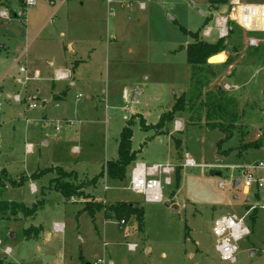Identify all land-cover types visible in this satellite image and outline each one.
<instances>
[{"label":"rangeland","instance_id":"1","mask_svg":"<svg viewBox=\"0 0 264 264\" xmlns=\"http://www.w3.org/2000/svg\"><path fill=\"white\" fill-rule=\"evenodd\" d=\"M25 1L0 0V11L11 14V20L0 19V172L15 181L27 179L21 186L8 185L3 201L37 207L31 216L17 210L0 218L4 264H232L221 259L212 231L216 219L229 215L245 217L251 230L239 243L235 264H264V189L244 186L247 172L264 177V170L255 168L264 162V143L240 148L255 143L264 129V32H249L233 22L234 31L225 38L228 59L215 69L207 90L233 97L238 119L234 136L219 148L225 135L207 128L203 109L177 114L161 131L155 126L184 93L199 92L197 79L205 77L193 74L186 49L195 40L183 30L199 33L200 41L217 43L222 9H213L208 0H125L126 7L112 5V16L107 0H35L36 5L25 10V19L13 18L24 10ZM141 2L145 10L139 8ZM207 29L210 37L204 36ZM251 39L260 42L253 47ZM71 40L76 53L68 52ZM26 50L40 74L24 88L16 83L14 59ZM230 61L234 73L229 70L228 75ZM60 69L71 71V79L55 81ZM225 84L238 88L226 91ZM137 87L141 94L134 102ZM7 93L31 96L37 107L28 108L26 100L16 103ZM207 99L205 93L202 100ZM128 121L134 122L133 168L144 163L179 169L170 184L167 176L158 177L162 202H148L124 183L99 176L103 166L117 158L119 136ZM140 121L150 130H143ZM186 154L195 166L185 165ZM57 169L74 173L67 180L84 186L82 196L69 200L56 189ZM95 178L97 183L90 184ZM236 178L241 182L234 187ZM88 194L107 206L131 203L143 208L142 229L135 214L126 224L114 216L106 218L104 211L93 219L83 211Z\"/></svg>","mask_w":264,"mask_h":264},{"label":"trees","instance_id":"2","mask_svg":"<svg viewBox=\"0 0 264 264\" xmlns=\"http://www.w3.org/2000/svg\"><path fill=\"white\" fill-rule=\"evenodd\" d=\"M210 6L217 10L223 9L224 6L229 5V0H208ZM233 22L230 23L233 29ZM184 33L190 34L195 40L192 44H189L186 52H187V61L189 65L192 67L193 74L196 73H204L205 77L197 79V89L199 92L192 91L190 95L183 94L179 99H177L171 111L163 114L155 128L158 131H161L167 123L173 122L177 114L184 113L185 111H189L192 113L196 108L203 109V113L205 114L206 122L205 125L210 130L219 129L224 135V139L218 142L219 148H221L224 141L230 140L234 136V131L237 129V119L238 112L234 109L236 108V101L232 97L224 96L220 93H213L208 89V85L210 84L211 78H214V66L208 63L209 58L215 56L223 51H225V39H220L217 43L211 44L206 41L199 40V33H188V31L183 30ZM219 57L213 59L215 61ZM220 91V87H218ZM208 97L206 102H203L202 98L205 96V93ZM195 99L200 100V103L197 104V101L194 102ZM192 120V116L190 117ZM133 121H128L127 125L122 129L119 141H118V150H117V158L111 161H108L103 166V171L101 173V177L104 175L108 176V178L113 180H118L122 183L126 180V174L131 172L135 162L137 161V154L132 149V139H133V130L132 125ZM140 124L143 130H150L145 125L144 121H140ZM177 149H180V143L177 141ZM263 145V140H257L255 143H245L240 148L242 150H246L248 148H258ZM232 150V149H230ZM222 153L226 154L228 152L223 151ZM59 177L54 181L56 189L62 192L67 199L70 200L71 197H80L83 195L84 186L83 185H72L67 180V177L74 176L73 172H66L62 169H57ZM176 173L179 174V169H176ZM31 178H37L35 176H31ZM179 178V175H178ZM27 179L25 177H21L20 181H15L9 177L7 172H0V218L6 217L8 214H15L17 210H20L23 214L27 216L34 215L36 212L37 205H34L32 208L25 206L23 203L17 202H9L3 201L2 196L4 194L5 189L8 185L12 187L21 186ZM97 178L93 179L90 184H96ZM256 197H259L256 195ZM257 212V209H255ZM83 211L89 212V214L94 217L98 212L104 211L105 217L114 216L120 219V221H124L126 223V218L135 214L138 216L139 227L140 230L143 226V217L144 210L143 208H139L134 206L131 203H116L111 205H104L100 202H97L94 197L88 194V201L85 204ZM256 213H253L252 217L255 216ZM38 229L33 230L36 232ZM32 229L27 231L25 235L29 237L31 235ZM0 264H4L3 260L0 259Z\"/></svg>","mask_w":264,"mask_h":264},{"label":"built area","instance_id":"3","mask_svg":"<svg viewBox=\"0 0 264 264\" xmlns=\"http://www.w3.org/2000/svg\"><path fill=\"white\" fill-rule=\"evenodd\" d=\"M113 4H119L120 7H126L125 0H107L108 5V12L109 15H115V9L112 7ZM24 10L20 13L14 15V17L19 19H25L26 12L28 8H31L36 5L35 0H26L24 2ZM228 7H230L231 12L228 11L226 15L222 14V16L217 19V26L219 27V38L225 39L230 35V31L232 27L230 26L231 22H237L240 24L246 31L249 32H256L263 30L264 27L260 26L261 22L264 21V16L261 15V11L264 10L263 6H247L241 5L238 1H234ZM139 8L141 10L146 9V3L141 2L139 3ZM13 17V18H14ZM0 19L2 20H11V14L7 11H0ZM211 29H207L204 33L205 37L211 36ZM260 41L256 39L250 40V46L256 47ZM21 58L14 59V64L18 66V79L16 83L23 86L24 88L27 87L28 82L32 80L36 76L32 75L29 70L28 66L25 63L20 62ZM39 74V73H37ZM72 73L71 71H57L55 73V80L57 81H66L71 79ZM237 86H231L229 84H225L223 89L226 91H231L233 89H237ZM25 95V93L23 94ZM11 100L16 103H22L23 100L28 102V108L35 109L37 106L33 104L34 100L31 96L23 98L22 94L17 93L15 96H9ZM125 99H128V95L125 94ZM33 104V105H32ZM1 111V107H0ZM181 128V123L176 124V130ZM259 140H263L264 143V129L261 130L257 135ZM27 150L29 152L33 151V146L28 145ZM185 165L188 167L195 166V162L190 158L188 154H186ZM256 169L264 170V162H260ZM254 171V168L252 169ZM132 175L128 179V187L131 191L136 194L143 195L145 200L148 202H162L163 201V189L162 183L158 179L159 176L165 175L168 178L166 179V183L170 184L171 179L170 176L176 173V169L174 166L166 165H154L148 167L144 163H137L135 168L131 171ZM245 189L249 190L251 187L256 186L258 189H264V177H256L254 172L246 173V179L244 183ZM107 189V187H106ZM32 190H35V185L32 187ZM264 210V205L261 206ZM247 215L251 213V211H247ZM122 224H126L124 221L121 222ZM213 235L216 238V250L219 253L221 259L225 262H230L232 264L237 263V254L239 251V243L243 240V238L249 236L251 234V230L249 227L245 225V217L238 218L235 215H229L225 217H221L216 219L213 225ZM130 250H135V245L129 246ZM9 254L11 251L7 249L5 251ZM102 262H99L100 264Z\"/></svg>","mask_w":264,"mask_h":264},{"label":"crops","instance_id":"4","mask_svg":"<svg viewBox=\"0 0 264 264\" xmlns=\"http://www.w3.org/2000/svg\"><path fill=\"white\" fill-rule=\"evenodd\" d=\"M234 1H238L239 2V4H241V5H247V6H263L264 5V3L263 2H258V3H256V2H248V3H244V2H242V0H230L229 2H230V4L232 3V2H234ZM22 4H24V3H22ZM229 4V5H230ZM53 5H54V7L56 6V4L55 3H53ZM63 5V4H62ZM61 5V6H62ZM230 10V7H228V10L227 11H229ZM222 11V10H221ZM229 12H231V10L229 11ZM15 15V14H14ZM261 15H264V10L263 11H261ZM14 18H16V17H14ZM238 24V23H237ZM261 25L260 26H262V27H264L263 26V24H264V21L263 22H261L260 23ZM241 28H243L240 24H238ZM257 32H264V29L263 30H260V31H256V33ZM28 34H29V32H27V37H28ZM65 34V33H64ZM63 33H62V35H64ZM34 40H35V37H33L32 38V40H31V45H32V43L34 42ZM30 45V46H31ZM67 49H68V52H70V53H76L77 52V50H76V43H75V41L74 40H71V41H68V43H67ZM24 53H25V55L24 56H22L23 55V53L21 52V53H19V54H17L16 55V57H15V59L16 58H21V61L23 62V63H25L27 66H28V68L30 69V73L31 74H33V75H35V74H37V73H39L40 74V72L39 71H35V69H33L32 68V66H31V64L35 61V59H32L31 58V56H30V53L28 52V50H26V51H24ZM28 53H29V55H28ZM222 56H223V60L221 61V62H219V63H216V64H219V65H216V64H211V65H213L214 66V71H215V69L217 68V67H220V66H223V65H225V62H226V58L228 59V55H227V52L225 51L223 54H222ZM221 57H219L218 59H216L215 61H213V62H216L217 60H219ZM224 60H225V62H224ZM79 61H76V63H78ZM222 62H224V63H222ZM221 63V64H220ZM49 66L50 67H55V63H54V61L53 62H49ZM14 64H13V66H12V68H11V70H13L14 69ZM233 61H230V63H229V65H228V72H227V74L229 75V74H231V72L233 71V73H234V70H233ZM33 69V70H32ZM58 70V69H57ZM229 70H232V71H229ZM35 71V72H34ZM60 71H62L61 69H60ZM65 71V70H64ZM66 71H69V70H67L66 69ZM9 72V71H8ZM7 72V73H8ZM55 73H56V71H55ZM231 76H233V78H234V74L233 75H231ZM230 76V77H231ZM54 80H55V78H54ZM55 81H57V80H55ZM59 82V81H58ZM75 84V82H73L72 81V83H71V85H74ZM234 86H236V85H234ZM223 88V87H222ZM221 88V89H222ZM10 96V93H7V97H9ZM233 98V97H232ZM261 130H263V129H261ZM260 130V131H261ZM259 131V132H260ZM258 132V133H259ZM248 135H249V133H247ZM258 135V134H257ZM256 138H257V140H259L258 139V137L257 136H255V141H253V142H256Z\"/></svg>","mask_w":264,"mask_h":264},{"label":"water","instance_id":"5","mask_svg":"<svg viewBox=\"0 0 264 264\" xmlns=\"http://www.w3.org/2000/svg\"><path fill=\"white\" fill-rule=\"evenodd\" d=\"M191 3H192V6L195 7V5H196L195 2L194 1H191ZM227 10H228V6H224L223 9H222V11H221V13L222 14H225ZM171 20L174 21V18L171 17ZM221 56H222V54H218L216 56H213V57L209 58L208 63L209 64H215V63L212 62V60L215 59V58H217V57H221ZM140 94H141V89L139 87H137L136 90H135V93H134V97H133V101L134 102H138L139 101ZM131 175H132L131 172H128L126 174V180L124 181V185L125 186L128 185V179L131 177ZM240 182H241V178H236V180L234 182V187H237L240 184ZM167 206H169V203H167ZM173 211H178V208L176 206H173Z\"/></svg>","mask_w":264,"mask_h":264},{"label":"bare ground","instance_id":"6","mask_svg":"<svg viewBox=\"0 0 264 264\" xmlns=\"http://www.w3.org/2000/svg\"><path fill=\"white\" fill-rule=\"evenodd\" d=\"M213 62V61H212ZM214 63V62H213Z\"/></svg>","mask_w":264,"mask_h":264}]
</instances>
